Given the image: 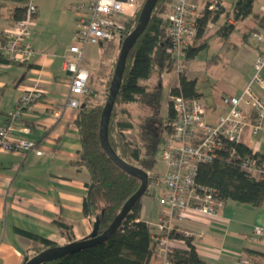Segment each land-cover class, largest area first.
I'll return each instance as SVG.
<instances>
[{
    "label": "crops",
    "instance_id": "1",
    "mask_svg": "<svg viewBox=\"0 0 264 264\" xmlns=\"http://www.w3.org/2000/svg\"><path fill=\"white\" fill-rule=\"evenodd\" d=\"M85 1L76 0L69 4L72 19L75 18L74 7ZM233 4L227 5L221 0V13L216 20L207 22L204 33L198 38L197 44L204 43L205 48L194 58L186 59L185 76L196 80L201 93L199 99L206 106L205 120L211 124L226 112L225 98L240 95L249 81L252 63L260 47L254 40L249 42V33L254 29L261 31L264 25V0L255 1L259 9H255L253 4V14L242 20L234 19ZM37 8L31 27L35 55L23 63H0V68L4 69V73L0 74V125L6 121L8 113L25 90L36 87L44 93L42 99L23 116V123L29 125L25 138L35 144L41 155L29 153L23 157L20 153L0 152V264H23L25 257H30L29 253L37 246L36 242L17 233L16 229L60 246L87 237L93 225L82 209L88 173L85 168L73 164L81 150L79 132L74 124L77 110L67 108L60 119L51 115V111L63 103L68 91V76L62 68V56L73 41V32L66 43L49 40L40 27L33 28L38 19V4ZM10 23L1 17L0 29ZM224 24L230 27L227 37L220 34ZM103 45L86 47L83 62L88 72L93 63L100 60V56L92 58L93 51L99 47L101 52ZM53 54L56 56L53 57ZM192 61L199 62L208 76L216 80L213 85L220 78L221 86H213L208 94L202 93L198 77L189 78L187 75ZM163 70L164 78L167 70ZM261 77L264 81V68ZM172 82L169 89L177 85L178 75ZM254 91L264 101V88L255 86ZM132 104L136 103L123 107L134 123L129 107ZM136 105L139 107L137 115H140L142 106ZM242 143L264 154V132L252 136L247 128ZM162 170L156 164L151 174L159 175ZM163 194L164 187H159L140 199V218L152 228L161 209L157 198ZM57 223L69 226V230H63ZM174 229L175 233L182 235L183 232L197 234L190 239L206 264H240L239 260L245 258L243 249L264 252V207L228 200L223 203L216 218L185 211L176 217ZM256 229H261L263 234L255 235ZM172 248L185 249L186 245L181 239H172ZM160 262L153 254L150 264Z\"/></svg>",
    "mask_w": 264,
    "mask_h": 264
},
{
    "label": "trees",
    "instance_id": "2",
    "mask_svg": "<svg viewBox=\"0 0 264 264\" xmlns=\"http://www.w3.org/2000/svg\"><path fill=\"white\" fill-rule=\"evenodd\" d=\"M0 1V18L2 17L8 22L23 18L24 5L27 0ZM162 1L164 0L157 2L145 30L127 56L121 86L108 124V142L114 152L124 162L139 167L147 173H151L155 165L158 164V153L172 130L174 111L171 97L180 95L187 99H199L201 96L196 80L187 79L185 72L178 73L177 85L171 87L168 92L170 99L167 104V113L161 117L159 109L162 86L155 84L149 87L142 83L149 80L156 70L161 71L166 68L171 71L174 67V63L167 53L168 21L167 18L160 15ZM215 1L218 9L207 10L203 18L199 20L196 41L186 51V59L194 58L198 52L205 48L206 44H197V41L204 33L207 22L216 20L221 13V0ZM255 1L257 0H236L233 4L234 19L242 20L251 16ZM262 18L263 22L264 15ZM136 20L137 18L130 28L127 27L125 36L118 43L119 47L122 40L134 28ZM222 27L220 34L227 37L230 27L225 24ZM252 32L259 31L254 29L249 33L250 37ZM258 44L260 45L259 52L262 44ZM0 63L14 64L15 62H9L0 57ZM112 72L109 75L108 84H110ZM89 82L90 80L88 87ZM89 91V94L80 100L74 121L79 132L81 150L73 164L85 168L88 173L89 180L86 183L87 191L82 209L91 222H94L98 217V233H102L120 211L124 202L136 192L140 182L122 171L102 149L99 141V123L104 104L92 105L90 100L94 93L90 88ZM131 103L139 104L152 111L150 117L140 119L137 132L138 142H131L125 136V132L134 129L130 114L123 107ZM118 106H120L118 114L123 116L121 119H116ZM22 123L23 120L21 125L29 128V125ZM231 152H233L232 155H230ZM263 158L264 154L257 149L224 139L223 147L218 151L215 159L198 163L194 176L195 188L197 191L204 189L209 191L213 197L223 203L230 200L254 207H264V182L256 180L241 168L242 162L249 159L262 160ZM147 193L148 190L145 194ZM140 210L139 200L122 220L117 230L107 239L43 264H150L153 254L156 255V246L152 239L154 228L140 218ZM57 225L63 230H69V226L63 223H57ZM16 232L37 243L34 248L36 253L57 246L38 235L20 229H16ZM170 238L181 239L186 245L185 249H172L168 255L172 264H206L198 256L190 237L175 233L174 230L171 232ZM243 255L247 264H264V252L243 249ZM29 258L25 257L24 262Z\"/></svg>",
    "mask_w": 264,
    "mask_h": 264
},
{
    "label": "built area",
    "instance_id": "3",
    "mask_svg": "<svg viewBox=\"0 0 264 264\" xmlns=\"http://www.w3.org/2000/svg\"><path fill=\"white\" fill-rule=\"evenodd\" d=\"M37 0H27L23 18L13 21L0 29V57L9 62L29 61L35 51L31 44V27L37 14ZM145 0H87L74 7L75 33L67 53L62 56V68L68 76V91L64 101L51 111L54 119H60L67 109L77 110L80 100L89 94V72L84 67L85 49L113 41L120 42L127 27H131L138 17ZM218 9L215 0H175L172 11L166 16L168 21V47L177 73L186 71V51L196 41L199 20L208 11ZM251 37L262 44L252 63L253 73L240 95L227 97V110L215 123L205 120L206 106L200 99L171 97L174 118L172 130L157 156V163L163 168L159 175L148 173V192L164 187V194L157 198L161 207L153 226L152 239L160 264H172L168 255L172 252L174 221L185 211H194L202 216L216 218L223 202L207 191H197L194 176L198 163L215 159L223 147V140L242 143L247 128L252 136L264 132V101L255 93L254 87L264 88L261 72L264 68V27L252 32ZM53 57L56 55L53 54ZM41 89L33 87L25 90L8 113L6 121L0 125V152L29 153L41 155L33 142L25 135L29 128L21 125L23 116L31 106L42 99ZM231 152L230 155H232ZM241 168L256 180L264 182V158L249 159L241 163ZM255 235L263 234L261 229ZM184 236H196L183 232ZM240 264H247L241 258Z\"/></svg>",
    "mask_w": 264,
    "mask_h": 264
},
{
    "label": "rangeland",
    "instance_id": "4",
    "mask_svg": "<svg viewBox=\"0 0 264 264\" xmlns=\"http://www.w3.org/2000/svg\"><path fill=\"white\" fill-rule=\"evenodd\" d=\"M72 1L75 2L76 0H37L36 5L38 4L39 14L38 19L36 20V25L38 27L35 25L33 28L37 29L40 27V30L44 32V35L49 40H55L57 41V43L60 44L66 43L72 32L74 39L75 18L72 19V15H70V12L68 10L69 4ZM235 1L236 0H224L225 4L227 5H230ZM174 3L175 0L162 1L160 5V15L166 18V16L172 11ZM259 7L260 6L258 4H254L255 9H259ZM65 10H67V12L69 13L65 14ZM249 42L253 43V39L251 37L249 38ZM119 49L120 47L118 45V42L113 41L104 44L101 52L99 47L93 51L95 53L93 54L92 58H99L100 56V60L99 62L93 63L92 67L89 68V88L94 93V96L90 100V103L92 105H103L105 102L109 85L108 78L110 73L113 71L114 64L119 53ZM163 72L164 70H156V72L150 77L149 80L142 82L143 84L148 85L149 87L155 84L162 86L159 109V114L161 117L165 116L167 113V104L170 99H168V90L170 85L173 83L172 80L174 79L175 81L176 75H178L175 69V65L174 67H172L171 71H165L167 74L164 78L162 77ZM3 73L4 69L0 68V74ZM187 75L189 78L198 77L200 90H202V93L204 92L205 94L212 92L213 86L220 87L222 83V80H220L219 78L217 84L213 85V82L216 80L211 79V77L208 76L207 71L199 64V62L196 61L190 62L188 66ZM129 107H131L134 118V129L132 131L126 132L125 136L131 142H138L137 132L139 130V123L142 119L150 117V115H152V111L142 106L141 108L143 109V111H141L140 115H137L139 107L136 104L129 105ZM119 109L120 106L116 108L117 114ZM121 117L123 116L118 114L116 119H121ZM29 254L30 257L34 256L36 254L35 249L31 250Z\"/></svg>",
    "mask_w": 264,
    "mask_h": 264
},
{
    "label": "water",
    "instance_id": "5",
    "mask_svg": "<svg viewBox=\"0 0 264 264\" xmlns=\"http://www.w3.org/2000/svg\"><path fill=\"white\" fill-rule=\"evenodd\" d=\"M158 1L159 0H145L143 7L138 14L134 28L126 35V37L121 42L119 53L115 62L114 71L108 87L106 100L102 107L99 123V141L102 149L122 171L139 180L140 185L138 189L124 202L120 211L102 233H98L99 219L98 217H96L92 225V231L87 237L78 241L67 243L65 245L46 248L27 259L23 264H43L52 262L66 256L67 254L74 253L80 249L104 241L117 230L122 220L131 210L134 204L139 201L141 197L147 192V186L149 183L148 173L139 167L124 162L114 152L108 142V124L119 88L121 86L123 73L126 67L127 56L134 46L136 40L145 30L150 20L152 11Z\"/></svg>",
    "mask_w": 264,
    "mask_h": 264
}]
</instances>
